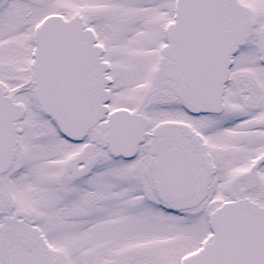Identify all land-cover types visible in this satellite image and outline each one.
Returning <instances> with one entry per match:
<instances>
[{
    "label": "snow or ice",
    "instance_id": "snow-or-ice-1",
    "mask_svg": "<svg viewBox=\"0 0 264 264\" xmlns=\"http://www.w3.org/2000/svg\"><path fill=\"white\" fill-rule=\"evenodd\" d=\"M0 264H264V0H0Z\"/></svg>",
    "mask_w": 264,
    "mask_h": 264
}]
</instances>
